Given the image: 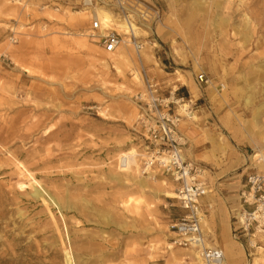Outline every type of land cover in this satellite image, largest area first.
<instances>
[{"label": "rangeland", "instance_id": "374dc122", "mask_svg": "<svg viewBox=\"0 0 264 264\" xmlns=\"http://www.w3.org/2000/svg\"><path fill=\"white\" fill-rule=\"evenodd\" d=\"M79 1L0 0V264H197L191 249L167 247L178 209L169 177L138 172L139 156L138 170L120 169L123 152L143 149L133 95L142 68L165 95L176 69L194 87L204 73L202 110L179 122L184 150L206 183L233 153L245 183L264 165V110L253 118L264 105V0H153L159 21L131 23L143 48L123 44V60L88 36ZM95 1L123 21L112 0ZM116 23L99 33L119 32ZM256 247L238 244L240 264H264Z\"/></svg>", "mask_w": 264, "mask_h": 264}, {"label": "built area", "instance_id": "2783aa9c", "mask_svg": "<svg viewBox=\"0 0 264 264\" xmlns=\"http://www.w3.org/2000/svg\"><path fill=\"white\" fill-rule=\"evenodd\" d=\"M117 14L129 24L159 21L160 13L153 6L141 0H112ZM79 5L91 11L88 36L98 37L103 49L113 52L125 44L123 36L114 29L99 33L100 22L92 15L95 0H80ZM128 41L135 52L139 53L143 43L135 34H127ZM12 41H15L12 38ZM143 88L133 95L136 109L135 131L143 146L139 170L141 174L155 171L169 177L173 183L175 200L183 210L168 228L173 234L171 244L194 250L202 264H223L225 256L221 248L206 244L207 239L201 227L202 208L200 198L206 193L205 181L200 178L201 168L184 155L186 136L179 130L183 116L192 115V98L176 96L175 90L164 94L158 80L142 68ZM199 85L208 84L204 73L196 75ZM181 109L183 115L177 112ZM264 161V160H262ZM242 208L235 216L233 237L245 238L250 248L256 247L257 236L264 238V165L247 174L244 188L240 191ZM247 205L248 208L243 207Z\"/></svg>", "mask_w": 264, "mask_h": 264}, {"label": "crops", "instance_id": "0c3cea01", "mask_svg": "<svg viewBox=\"0 0 264 264\" xmlns=\"http://www.w3.org/2000/svg\"><path fill=\"white\" fill-rule=\"evenodd\" d=\"M141 1L155 6L153 0H141ZM92 39H97V41L100 43L99 38H92ZM196 75L193 78L195 87L192 85L191 81H189L190 84L179 83V85L173 87L176 88L174 90H177V94H178L177 96H184L186 98L189 97L191 98L192 96H194L193 94L196 95L197 91H199L200 95L196 99L192 100L194 102V105H192V110H193L192 115L194 116L195 114H197V112H200L202 110L201 107L202 104L198 105L197 101L201 99L203 100L205 99L201 97L202 90H204L208 86V85L207 86L199 85L198 82L196 81ZM164 90H166L168 93L173 89L167 90L166 88ZM191 116L188 117L183 116L181 117L180 121L181 120L183 121V119L192 120L196 117L195 116L194 118H192ZM187 134L189 135L190 138L193 139L195 136V130L192 129L188 130ZM184 155H186L185 157L188 158L186 154V150H184ZM239 166H240L239 162L234 161L233 153H232V155L229 156V161L226 163L225 168L217 171L216 172L217 175L212 181H207V183L205 182L207 191L200 198L201 208H203L207 212L205 214L207 221V231L211 230L216 236V238L214 239L210 235V233L207 232L208 234V236H206V238L208 237L207 242L209 244L218 246L222 250L225 244L232 249L231 250L232 252L227 260L228 264H240L239 259L234 254L235 253L234 251L237 248L238 244L246 252V239L243 237H241L240 239H235L233 237V226H234L233 213H234V209L238 208L239 206L242 208L241 200H240V191L244 188L245 185V183L242 181L243 172H234ZM243 207L248 208L247 205H244ZM177 208L178 209H176L177 211L173 213L174 215L169 221V224L182 214L183 210L179 207V205H177ZM255 239L259 243H264V238H261L260 236H257ZM258 247L261 246H257L256 248ZM248 248L250 247L248 246ZM232 255H235V257H232Z\"/></svg>", "mask_w": 264, "mask_h": 264}, {"label": "bare ground", "instance_id": "6f19581e", "mask_svg": "<svg viewBox=\"0 0 264 264\" xmlns=\"http://www.w3.org/2000/svg\"><path fill=\"white\" fill-rule=\"evenodd\" d=\"M8 1V0H7ZM218 3V2H217ZM195 5H199V3L197 2V0H196V2H195ZM220 4L218 3L217 4V6H219ZM199 9H201V8H199ZM92 15L93 16H96L97 17V19L99 20V22H100V25H102V26H106L107 25V23H111V24H115L117 21L119 22V24H118V27H117V29H118V31L119 32H121L122 34H126V33H132L133 32V34H136L137 33V30L135 29V28H133L132 27V25L131 24H129L128 22H126V21H121V20H117V19H115L114 17H113V15L111 14V12L109 11V10H107V9H104V8H102L101 6L100 7H98V6H94L93 7V9H92ZM117 24V23H116ZM104 31H101L100 30V33H103ZM245 33V32H244ZM121 34V35H122ZM123 36V40H124V42L126 43L127 41H128V39H127V37H125V35H122ZM244 36H246V34H244ZM241 37V36H240ZM246 38H247V36H246ZM241 39H243V38H241ZM243 42V41H242ZM245 42V41H244ZM245 44V43H244ZM154 45V43H152V46ZM120 49H122V45L121 46H119V47H117L112 53V55H115L114 57L116 58V60H123L124 59V57L122 56V55H120L119 53H116L115 51H117V50H120ZM178 61H180V59L178 60ZM260 73V72H259ZM262 73H264V72H262ZM173 75L175 76L174 77V81H177V82H180V83H183V84H190L189 83V80H188V78L186 77V76H184L183 74H182V72H180L178 69H176L175 71H174V73H173ZM135 79H136V81L137 82H141V80H140V78L138 77V76H136L135 75ZM248 88H250V87H248ZM253 85H252V87H251V89L253 90ZM258 93V92H257ZM193 95H195V94H193ZM255 96H256V92L255 91H251V93L249 94V95H247L246 96V102L247 103H253V99L255 98ZM257 97V96H256ZM261 110H264V105H262V106H260L259 108H258V111L256 110L255 112L253 111V118H257L258 116H259V114H260V111ZM192 118H194L195 116L194 115H192L191 116ZM137 155H138V152H136V150H135V148H129V150H127V151H125V152H123L121 155H120V163H121V166H120V169L122 170V171H131V169H132V167L134 166L135 167V170L134 171H136V170H138V167H137ZM256 155V154H255ZM186 156V155H185ZM132 172V171H131ZM138 172H140V170H138ZM163 175V174H162ZM147 176H143L141 179H138V183L140 184V185H142V186H145L146 185V182L144 181V178H146ZM162 183L164 184V185H166L167 184V182L166 181H164V180H162ZM41 189V188H40ZM39 189V190H40ZM162 189V188H161ZM39 190H37L36 192H35V196L36 197H41L42 195H41V192L39 191ZM41 191H43V190H41ZM46 191V190H45ZM160 192H161V190H160ZM164 193H165V195L167 196V197H169V198H175V194H174V192H172L171 190H164ZM45 196V195H44ZM48 196V195H47ZM43 198V197H42ZM49 198V197H48ZM55 204V203H54ZM59 205V204H58ZM61 208V207H60ZM59 208V209H60ZM201 221H204V218H203V215H202V219H201ZM210 232V234H211V236L215 239L216 238V236H215V234L210 230L209 231ZM206 236V235H205ZM206 244H209V243H206ZM167 247L169 248V249H172L173 248V245L171 244V243H167ZM224 249H228V246L225 244V246H224ZM192 257H193V259L196 261V263L197 264H202L201 263V261H200V258L198 257V255H197V253L194 251V250H191L190 251V253H189ZM224 256H225V254H224Z\"/></svg>", "mask_w": 264, "mask_h": 264}]
</instances>
